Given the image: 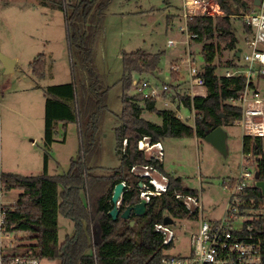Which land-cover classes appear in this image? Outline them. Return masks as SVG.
I'll list each match as a JSON object with an SVG mask.
<instances>
[{
	"label": "trees",
	"instance_id": "obj_1",
	"mask_svg": "<svg viewBox=\"0 0 264 264\" xmlns=\"http://www.w3.org/2000/svg\"><path fill=\"white\" fill-rule=\"evenodd\" d=\"M41 4L65 12L67 41L70 48L73 80L44 88L45 106V167L38 174H21L0 171V181L7 189H20L17 204L9 211L7 228L11 232H28L25 242L19 237L24 253L40 258H60L61 264H161L165 251L171 246L163 243L162 235L155 230V224L164 221L165 216L173 218H194L175 191L197 193L196 189L183 184L182 178L170 176L168 193L154 197L147 205L144 215L132 214L125 219L120 215L113 218L110 211L114 187L124 180L134 185L137 179L131 174L133 164L155 163L137 147L143 135L153 140L166 137L198 136L205 138L216 127L234 124L241 116V108L231 102L244 88V76L218 74L216 58L222 45L238 50V39L233 29L232 17L245 15L254 9V0H218L224 11L222 16L198 15L189 17L187 29L195 34L193 39L204 44L202 53L207 95L185 94L180 101L191 111H198L195 124H189L179 117L176 110L158 108L156 99L141 95L127 96L126 91L133 84V73H153L159 68L160 53L137 49L123 54V74L119 80L123 88L122 113L118 115L120 125L115 127L118 141L119 166L107 173L101 169V144L103 121L109 111V94L112 86L98 68L97 57L104 34L107 11L114 0H40ZM246 31L252 32L246 22ZM217 36L218 42L212 41ZM235 57L237 55L235 54ZM236 62L229 64L236 67ZM32 72L38 78L46 74V56L39 53L31 62ZM230 101V102H228ZM143 103V104H141ZM145 111L156 112L162 122L155 123L143 116ZM79 126L81 145L79 152L71 159L70 168L64 174L48 172L50 149L62 123ZM127 138L126 152L122 151L123 139ZM242 149L250 155L253 171H258L264 180V142L260 137L243 136ZM164 171V164H158ZM62 185V191L59 186ZM136 188L124 193L121 210L139 202ZM240 212H248L254 232L264 246V194L255 184L244 191ZM62 213L75 224L73 234L60 244L58 217ZM134 221V224L131 222Z\"/></svg>",
	"mask_w": 264,
	"mask_h": 264
},
{
	"label": "rangeland",
	"instance_id": "obj_2",
	"mask_svg": "<svg viewBox=\"0 0 264 264\" xmlns=\"http://www.w3.org/2000/svg\"><path fill=\"white\" fill-rule=\"evenodd\" d=\"M232 22L238 49L249 51L244 18L235 16ZM212 41L217 43V36ZM203 46L187 30L181 0L113 1L107 11L97 57L99 71L112 86L108 99L109 111L103 121L101 169L97 173L110 172L120 163L115 127L120 125L118 115L123 108L124 91L119 80L123 74L124 52L143 49L161 54L159 68L153 73H133V84L125 95L137 96L136 82L144 78L153 83L165 82L170 89L156 99L157 107L176 110L183 120L187 121L188 118L187 123L193 125L198 111H191L180 103V99L192 93L190 69L191 66L200 69L205 63ZM0 52L16 60L14 70L6 72L0 58V171L38 174L44 170L47 151L44 88L73 80L65 12L43 5L40 0H0ZM39 53L46 56V74L43 78L35 76L31 68V62ZM235 54V50L222 45L221 54L215 60L218 74L233 69L229 66L232 61L241 68L245 67L243 59L235 57ZM172 65L179 69L171 70ZM143 116L155 123L162 122V117L156 112L145 111ZM224 130L227 134L226 152L196 135L163 139L165 171L181 177L185 186L199 192L206 220L225 217L232 196L226 183L238 177L242 168L248 166L254 169L250 155L244 154L242 149V128L235 121L234 124L224 125ZM55 138L48 162V172L52 175L68 172L71 159L79 152L81 139L78 124L72 122L64 128L60 123ZM62 189L60 185L59 191ZM20 191L14 189L9 194L18 200ZM173 219L172 228L177 239L165 252L187 257L191 255V236L198 230L199 222L190 218ZM239 225L241 223L237 222L236 226ZM74 230V221L60 213L59 243ZM28 235V232H14L11 235L9 240L13 241L16 251H25L18 239L23 237L26 238L25 242H30ZM40 264H61V260L41 258Z\"/></svg>",
	"mask_w": 264,
	"mask_h": 264
},
{
	"label": "built area",
	"instance_id": "obj_3",
	"mask_svg": "<svg viewBox=\"0 0 264 264\" xmlns=\"http://www.w3.org/2000/svg\"><path fill=\"white\" fill-rule=\"evenodd\" d=\"M181 1L186 25L188 18L192 16L224 15L218 0ZM242 17L252 28V32L246 39L250 50L243 51L241 49L240 57L243 59L245 67L241 68L238 65L227 70L225 75L246 78L244 88L236 98L231 100L233 104L241 108V116L236 120V123L242 128L244 135L260 137L264 142V0L261 7L242 15ZM190 35L191 37L195 36V34ZM170 43L173 41L170 40ZM188 61L191 63L190 57ZM172 69L176 71L179 67L172 65ZM202 73V68L191 66L192 93L189 95L192 97L195 95L206 96L208 93ZM195 80L196 82H194ZM136 85L138 87L137 94L145 99H159L170 89V85L165 82L162 84L153 83L145 78L137 81ZM168 103L166 102V104ZM179 117L183 116L179 113ZM186 120L188 121V118ZM127 145L128 140L124 138L123 152H126ZM137 147L149 159L156 160L158 164H164L165 146L162 140L155 141L151 136L143 135L138 140ZM158 164L131 165L130 172L137 182L132 185L126 180L122 181L125 189L118 201L120 207L123 203L124 193L129 189L136 188L140 200L144 199L147 205L154 197L169 192L171 188L170 176ZM255 183V172L248 166L242 168L238 177L226 183L232 194L231 205L225 217L219 220H206L203 217V204L199 192L175 191L176 198L185 206L189 215H196L194 218H189L198 221L199 226L191 236V255L185 257L165 253L161 264H264V246L260 237L254 232L253 224L248 221L253 217L248 216L251 215L248 212H240L239 209L245 189ZM10 191L5 182L0 181V264H40L41 258L38 255L16 251L13 241L9 240L14 232L7 228V217L9 211L18 201L10 196ZM237 222H240L241 225L236 226ZM155 230L162 235L164 244L172 246L177 239L172 224H165L164 221L156 223Z\"/></svg>",
	"mask_w": 264,
	"mask_h": 264
},
{
	"label": "water",
	"instance_id": "obj_4",
	"mask_svg": "<svg viewBox=\"0 0 264 264\" xmlns=\"http://www.w3.org/2000/svg\"><path fill=\"white\" fill-rule=\"evenodd\" d=\"M254 5L257 7H261L263 5V0H254ZM240 54H241V49H238L236 51V55L240 57ZM0 58L5 64L6 72H11L14 70L16 65L15 59L10 58L9 56L3 54L2 52H0ZM202 67H204V65ZM226 138H227V134L224 130V126L222 125L211 130L205 137L207 141L211 142L216 148H218L222 152H226ZM255 179H256V185L261 189L262 193L264 194V180L260 179V174L258 171L255 172ZM124 189H125V185L123 182L117 183L114 187V191L111 199L114 207L110 211V214L113 216V218L115 219L120 215L122 218L129 219L131 218L133 213L136 215H144L147 211V203L144 199H141L139 202H137L134 205L127 206L123 211L121 210L118 201L121 199ZM173 221L174 219L171 216H165L164 218L165 224H172ZM131 223L134 224V221H132Z\"/></svg>",
	"mask_w": 264,
	"mask_h": 264
},
{
	"label": "crops",
	"instance_id": "obj_5",
	"mask_svg": "<svg viewBox=\"0 0 264 264\" xmlns=\"http://www.w3.org/2000/svg\"><path fill=\"white\" fill-rule=\"evenodd\" d=\"M203 65H204V64H203ZM203 65H202V66H203ZM162 141H163V140H162ZM164 171H165V169H164Z\"/></svg>",
	"mask_w": 264,
	"mask_h": 264
}]
</instances>
